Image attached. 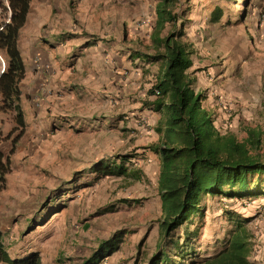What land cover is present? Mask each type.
<instances>
[{
  "label": "rangeland",
  "instance_id": "obj_1",
  "mask_svg": "<svg viewBox=\"0 0 264 264\" xmlns=\"http://www.w3.org/2000/svg\"><path fill=\"white\" fill-rule=\"evenodd\" d=\"M202 3V16L209 15L205 25L191 26L193 19L201 21V0H177L175 10L181 18L176 26L167 23L163 34L178 32L184 19V38L198 46L196 64L211 62L214 67L208 76L216 84L242 91V98L224 91L215 95L217 101L220 96L228 100V108L218 103L227 117V126L221 131L242 137L244 125L264 126V0ZM156 4L153 0L155 19ZM216 7H221L222 15L213 21ZM148 44L143 52H155L152 38ZM148 59L159 70L161 61ZM73 61L82 67L91 62L83 58ZM45 68L46 77L22 82L27 127L12 155L6 187L0 192V229L12 258L37 252L41 264H84L102 240L121 233L120 247L100 264H150L161 251L177 264H190L222 249L237 221L245 222L252 245L262 239L264 189L251 198L208 193L201 202L203 212L189 220V237L184 226L165 237L160 225V163L150 147L156 139L149 138L154 118L143 114L141 130L134 129L127 125L128 111L121 97L112 98L106 92L113 84L108 87L103 82L100 101L80 88L73 89L70 97V83L60 81L53 64H45ZM13 116L12 112L0 113L3 136L15 126ZM3 145L9 150L11 139ZM261 152L264 154V139ZM97 162L123 164L126 171L97 172L93 169ZM174 240H179L182 254ZM184 252L188 254L181 258Z\"/></svg>",
  "mask_w": 264,
  "mask_h": 264
},
{
  "label": "trees",
  "instance_id": "obj_2",
  "mask_svg": "<svg viewBox=\"0 0 264 264\" xmlns=\"http://www.w3.org/2000/svg\"><path fill=\"white\" fill-rule=\"evenodd\" d=\"M177 0H157L156 20L151 33L153 53L143 56L161 61L156 82L149 94L160 93L148 102L162 116L156 125L160 138L150 147L160 157L158 187L162 200L163 217L160 225L165 237L184 226L189 237V220L195 213L203 212L204 196H252L264 189V154L261 146L264 126H243L244 136L233 131L222 132L215 124V117L203 106L204 93L194 87L189 71L193 65V43L185 39V20L180 30L163 34L167 23L177 25L181 15L175 10ZM31 0H9L10 20L0 27V54L6 58V66L0 73V113H14L15 126L3 136L0 127V192L6 187L7 175L12 169V155L27 127L23 106L22 82L26 76V64L19 48V34L27 20ZM222 15L216 7L211 20ZM1 122V120H0ZM16 131L17 134H14ZM11 139V148L6 150L3 142ZM97 172H125L123 164L111 166L97 162ZM248 198V197H246ZM236 222V228L225 246L213 255L202 257L190 264H252L251 235ZM195 233L197 230L194 231ZM122 234L104 239L84 264H100L120 247ZM178 253H183L179 240H174ZM191 245V244H190ZM193 250V246H189ZM184 252L180 257L184 258ZM0 260L8 264H41L39 253L14 259L3 242L0 229ZM150 264H177L167 252L161 251ZM179 264H183L182 262Z\"/></svg>",
  "mask_w": 264,
  "mask_h": 264
},
{
  "label": "crops",
  "instance_id": "obj_3",
  "mask_svg": "<svg viewBox=\"0 0 264 264\" xmlns=\"http://www.w3.org/2000/svg\"><path fill=\"white\" fill-rule=\"evenodd\" d=\"M152 11L153 0H31L18 40L26 64L23 81L46 77L45 64L51 63L57 70L55 73L61 75L60 81L70 83V97L75 93L73 89L80 88L88 97L100 101L103 82L106 81V86L113 84L106 92L112 98L115 95L121 97L120 101L128 111L125 116L129 118L127 125L141 130V116L149 114L155 122L149 138L158 141L160 135L157 136L155 128L162 114L152 110L148 102L154 99L149 89L156 82L159 70L155 62L143 56V47L149 45L156 20ZM202 13L201 0V21L195 18L191 26L202 27L205 20L209 21V15L202 16ZM10 15L9 0H0V27L10 20ZM187 34L191 35L190 32ZM191 42L195 53L197 43ZM194 53L193 65L189 69L194 87L204 93L203 106L215 117V124L221 130L227 126V117L215 98L216 93L224 91L242 98V91L231 85L216 84L212 76H208L214 66L211 62L197 65ZM82 58L91 60L89 67L73 61ZM6 62L0 54V73ZM83 73L89 76L83 77ZM155 157L160 163L157 153ZM261 238L252 245V264H264L263 231ZM0 264L8 263L1 261Z\"/></svg>",
  "mask_w": 264,
  "mask_h": 264
},
{
  "label": "built area",
  "instance_id": "obj_4",
  "mask_svg": "<svg viewBox=\"0 0 264 264\" xmlns=\"http://www.w3.org/2000/svg\"><path fill=\"white\" fill-rule=\"evenodd\" d=\"M159 93H160V91H159V90H156L155 96H156L157 94H159ZM227 101H228V100L225 99L224 96H220V97L218 98V103L221 104L222 106L228 108ZM222 106H221V107H222ZM263 214H264V210H263Z\"/></svg>",
  "mask_w": 264,
  "mask_h": 264
}]
</instances>
